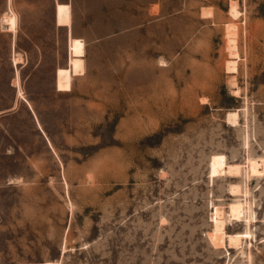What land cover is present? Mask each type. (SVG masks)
I'll return each instance as SVG.
<instances>
[{"label": "rangeland", "instance_id": "1", "mask_svg": "<svg viewBox=\"0 0 264 264\" xmlns=\"http://www.w3.org/2000/svg\"><path fill=\"white\" fill-rule=\"evenodd\" d=\"M53 3L0 0V264H264V0H72L68 56Z\"/></svg>", "mask_w": 264, "mask_h": 264}, {"label": "crops", "instance_id": "2", "mask_svg": "<svg viewBox=\"0 0 264 264\" xmlns=\"http://www.w3.org/2000/svg\"><path fill=\"white\" fill-rule=\"evenodd\" d=\"M55 4L68 6L69 8L68 24H57V19L55 22V17H56ZM71 9H72V0H54L53 10H52L53 27L55 31H58V29L60 28H63L65 31V51L67 53L65 55L67 56H68V52H67L68 39L77 38V37H71V34H70L71 32ZM67 56H66V59H67ZM26 104L28 106V109H30L29 111H31L32 113V110L28 102H26ZM12 111H13V107L0 110V198L4 196L5 189H8V188L12 189L13 187L16 188L19 185V183L23 180V177L20 175V172L18 170L17 171L10 170L6 174L4 173L5 171L4 159L5 158H7V161L10 163H13L15 161L19 162V159L14 157V153L18 151L19 147L18 145L14 146L13 135L11 133L6 132L5 125L2 122L4 117L12 113ZM4 139H6L8 142L6 148H4V144H3Z\"/></svg>", "mask_w": 264, "mask_h": 264}, {"label": "bare ground", "instance_id": "3", "mask_svg": "<svg viewBox=\"0 0 264 264\" xmlns=\"http://www.w3.org/2000/svg\"><path fill=\"white\" fill-rule=\"evenodd\" d=\"M232 13L233 12H231V14ZM228 34H230V33L228 32L227 35ZM233 36H230V38L228 36V40H229L228 42L231 43V47L232 48H233V44H234V47L236 46L235 42L232 44L233 40L235 39V38L232 39ZM232 48H229V49H232ZM230 54L233 57V55L235 53H234V51H232V52H229V55ZM234 56L236 58L237 55H234ZM227 63H229V68L230 69H235V64H236L235 61H227ZM227 116H228V119L233 122V121H235L236 112L228 113ZM263 174H264V159H259V160H257V159H253V160L247 159V170H246L245 178H248L250 176H256L257 177V176H260V175H263ZM239 192H240V189L238 187H234V188L231 189V193L233 195H237ZM241 194H242V192H241ZM229 214H230L229 217L234 219L235 221L236 220H244L246 225H248L249 221L251 220V217L248 214V201H244V200L241 199V200H237V201L231 203L229 205ZM214 216H215L216 228L223 229L224 228V224H225V218L223 217V213H221L219 210H215Z\"/></svg>", "mask_w": 264, "mask_h": 264}]
</instances>
